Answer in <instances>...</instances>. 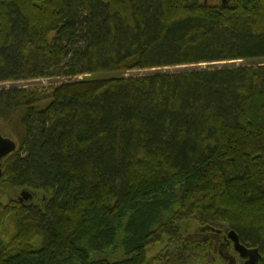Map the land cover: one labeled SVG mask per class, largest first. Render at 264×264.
Listing matches in <instances>:
<instances>
[{"label":"trees","instance_id":"trees-1","mask_svg":"<svg viewBox=\"0 0 264 264\" xmlns=\"http://www.w3.org/2000/svg\"><path fill=\"white\" fill-rule=\"evenodd\" d=\"M77 77L0 89V264L264 257V0H0V85Z\"/></svg>","mask_w":264,"mask_h":264},{"label":"flooded vegetation","instance_id":"flooded-vegetation-1","mask_svg":"<svg viewBox=\"0 0 264 264\" xmlns=\"http://www.w3.org/2000/svg\"><path fill=\"white\" fill-rule=\"evenodd\" d=\"M229 233L230 231L224 232L222 230L200 228L194 232L187 233L183 239L186 240L184 243L196 246L203 251L205 259H203L201 264H246L247 260L241 258L240 254L235 251L234 243L230 240ZM232 252L233 255H231ZM259 255L261 259L258 260L257 264H264V257L260 253Z\"/></svg>","mask_w":264,"mask_h":264},{"label":"rangeland","instance_id":"rangeland-1","mask_svg":"<svg viewBox=\"0 0 264 264\" xmlns=\"http://www.w3.org/2000/svg\"><path fill=\"white\" fill-rule=\"evenodd\" d=\"M250 63H253V62L237 61V62H229V63H220V64H216V65H212V66L203 65L201 68H207V67L208 68L209 67H223V66H245V65L250 64ZM182 68H189V67H182ZM177 70H180V69H178V68H166V69H158V70H145V71H139V72H134V73H131V74H127V76H140V75H145V74H150V73H155V72H167V71L168 72H174V71H177ZM83 78L84 77H77V78H74L72 80H70V79H63V78H55V79H50V80L43 79V80L23 81V82H17V83H7V84H1L0 85V89H3V88H13V87H24V88L32 89L34 91H36V90H38V91L47 90V92H50L51 89H53V88L61 85L62 83H68V82H72V81H80ZM0 128L3 131L6 132L5 127L3 126V124L1 122H0ZM4 137H6V136H4ZM24 192H26V191H20L18 194L17 193L14 194L13 195V198L19 199V200L21 199L22 200V194ZM23 201H27V200L23 199ZM191 232H194V231L191 230ZM182 241L184 242L186 240L185 239H182L180 242L182 243ZM177 247H178L177 245L171 246L169 248L170 249V252L171 251H174V250L178 251V248ZM161 250H163V247L160 246V245L157 246V247H155V248H153L150 251V256H155ZM231 255H233V254H231ZM202 261L203 260L200 258L198 264H201Z\"/></svg>","mask_w":264,"mask_h":264},{"label":"water","instance_id":"water-1","mask_svg":"<svg viewBox=\"0 0 264 264\" xmlns=\"http://www.w3.org/2000/svg\"><path fill=\"white\" fill-rule=\"evenodd\" d=\"M17 149V144L8 138H5L0 134V179L3 174L2 170V161L8 157L10 154L15 152ZM33 197L30 193L24 192L22 194V201L25 200H31ZM230 240L234 243L235 251L238 252L244 260H247L246 264H257L258 260L261 259V256L259 255L257 250H250L246 248L243 244H241L239 236L235 231H230L229 233Z\"/></svg>","mask_w":264,"mask_h":264}]
</instances>
